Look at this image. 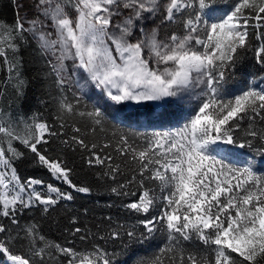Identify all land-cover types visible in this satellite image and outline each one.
Listing matches in <instances>:
<instances>
[{"label":"snow or ice","instance_id":"6c2138e0","mask_svg":"<svg viewBox=\"0 0 264 264\" xmlns=\"http://www.w3.org/2000/svg\"><path fill=\"white\" fill-rule=\"evenodd\" d=\"M19 7L13 24L0 21L3 83L24 95L20 61L8 54L30 37L56 95L52 123L0 108V217L18 226V213L74 199L22 180L15 165L26 159L76 192L91 191L73 182L65 158L49 154L56 140L105 169L98 176L114 183L116 197H132L123 207L136 221L98 238L86 232L81 241L105 243L82 249L48 241L34 223L15 235L0 223V264H264V0H33L30 20ZM245 60L254 62L251 78ZM185 97L195 104L179 128L89 139L107 134L105 108L180 107ZM157 233L166 239L147 253Z\"/></svg>","mask_w":264,"mask_h":264},{"label":"trees","instance_id":"16d2710c","mask_svg":"<svg viewBox=\"0 0 264 264\" xmlns=\"http://www.w3.org/2000/svg\"><path fill=\"white\" fill-rule=\"evenodd\" d=\"M16 16L15 0H0V21L11 25L15 22ZM19 43V52L16 54L9 52L8 58L10 62L20 61V76L21 79L27 81V87L24 95L18 98L12 85L3 83L8 78V72L0 58V91L3 92V96L0 97V108H3L5 113H11L13 117L30 116L39 112L42 114V118H46L49 123H52L54 114L52 97L56 95L55 86L52 80L44 75L47 69L44 60L35 50V42L29 37L26 42ZM253 63L251 60H245L242 69L245 78H251L254 71ZM41 101H47V103L41 104ZM179 103L180 107L162 104L160 112H156L154 107L147 102L137 104L131 109H126L123 105L116 106L112 110L105 108L108 122L107 134L97 132L95 137L90 135L89 139L103 143L114 134H118L120 130L124 132L174 130L182 126L195 101L183 100ZM57 130H59L58 124ZM17 146L22 148L20 145ZM46 147L51 149L49 154L53 158L61 156L67 160L68 166L74 169L71 178L75 184L88 186L91 191L79 193L70 189L67 185L55 180L47 169L34 164L31 159L17 163L15 166L22 180H27L29 177L43 180L44 185L53 184L63 191H71L74 199L60 201L47 213H43L40 208L18 213V226L12 225L9 218L0 217V223L13 229V235L22 230L25 225L34 223L38 225L40 234L45 236L48 241L82 249L92 243L98 242L101 245L105 243L104 240H93L91 236L87 241H81L80 236L86 232L95 233L98 238L107 235L108 229L117 224L135 223L136 217L123 207V204L129 202L132 197L118 198L110 192L111 187L115 186L114 183L110 179L98 176V173L105 170L104 168L100 166L87 167L82 161L81 152H73L70 149L62 150V146L56 140ZM107 217H111V221H108ZM73 218H75V222H73ZM77 227L81 229V233L74 234L72 230ZM165 239L166 237L157 233V239L147 247L146 252H153L164 243ZM185 246L188 251L194 250L190 244ZM14 250H20L19 243ZM47 264H59V257L55 261H48Z\"/></svg>","mask_w":264,"mask_h":264},{"label":"rangeland","instance_id":"374dc122","mask_svg":"<svg viewBox=\"0 0 264 264\" xmlns=\"http://www.w3.org/2000/svg\"><path fill=\"white\" fill-rule=\"evenodd\" d=\"M15 4H16V9H17V6L18 5L20 6L19 7V15L21 17H25L26 16V18L29 19V20L34 17L35 12H34V8L32 7L33 0H15ZM68 63L70 64L71 62H68ZM94 91H95V89H92L91 92L89 93V95L91 96L92 92H94ZM92 99H95V97L92 96ZM184 100H190V99L187 98V97H185ZM147 103H150L154 107V109L156 110V112H160L161 111L162 104H163L162 102H147ZM135 105H137V104L134 103V102H126L125 104H123V106L126 109H131ZM116 106L118 107L120 105H116ZM116 106H112V107H110L108 109L112 110Z\"/></svg>","mask_w":264,"mask_h":264}]
</instances>
